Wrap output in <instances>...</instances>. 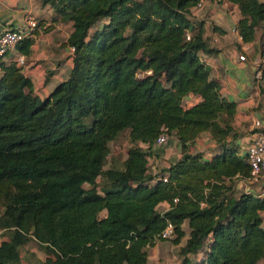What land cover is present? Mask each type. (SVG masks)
Instances as JSON below:
<instances>
[{
    "label": "trees",
    "instance_id": "obj_1",
    "mask_svg": "<svg viewBox=\"0 0 264 264\" xmlns=\"http://www.w3.org/2000/svg\"><path fill=\"white\" fill-rule=\"evenodd\" d=\"M43 1L72 22L73 65L42 99L22 66L0 64V231H11L0 264H22L19 249L31 240L46 254L41 264H147L146 249L163 240L166 225L179 245L185 221L175 264H258L264 196L237 189L250 168L228 137L235 104L199 57L212 50L191 18L198 0ZM228 1L244 14L242 40L252 41L264 0ZM29 37L19 54L30 53ZM189 95L201 99L186 107ZM162 129L182 153L151 174ZM123 132L125 158L104 169L109 143ZM202 132L219 149L210 159L188 152ZM162 202L168 208L159 211Z\"/></svg>",
    "mask_w": 264,
    "mask_h": 264
},
{
    "label": "crops",
    "instance_id": "obj_2",
    "mask_svg": "<svg viewBox=\"0 0 264 264\" xmlns=\"http://www.w3.org/2000/svg\"><path fill=\"white\" fill-rule=\"evenodd\" d=\"M191 13L195 26L202 29L207 48L212 50L199 52V57L209 67V76L219 85L220 94L235 104V112L227 120L233 129L242 131V137L237 139L236 143L242 144L241 153L245 154V147L253 131V123L260 120L264 124V76L261 82L254 77L256 69L260 66L264 74L263 32L259 34L255 28L254 39L245 42L239 33L232 31L244 14L238 5L228 0H205L200 9L193 8ZM27 15H32L36 19L37 27L29 35L32 44L30 53L25 56L26 64L22 71L31 80L34 93L43 99L67 78L72 68L73 53L66 43L73 30L72 22L61 21L53 7L43 0H0V31L21 26ZM241 54L245 55L244 61L239 60ZM200 99L199 96L189 95L185 98V106L191 107ZM173 139L176 141V147H180L177 139L170 136L165 146L157 148L149 160L151 174L167 167L180 157V151L173 159L171 158L173 155L168 156L172 153L170 148ZM193 144L208 149L203 153L204 159H210L219 152L216 142L207 132H202ZM237 189L264 196V181L250 184L245 179H240L237 182ZM160 205L164 210L168 208L166 202ZM185 226L186 221L182 226L185 237L179 245H174L178 248V254L179 247L188 237L189 228ZM201 256L202 253H198L195 258ZM258 264H264V258Z\"/></svg>",
    "mask_w": 264,
    "mask_h": 264
},
{
    "label": "built area",
    "instance_id": "obj_3",
    "mask_svg": "<svg viewBox=\"0 0 264 264\" xmlns=\"http://www.w3.org/2000/svg\"><path fill=\"white\" fill-rule=\"evenodd\" d=\"M205 0H198L195 9H200L203 6ZM37 27V21L32 15L25 16L23 24L16 28H5L0 31V64L15 62L18 66H24L26 64L25 55L19 54L16 51L17 45L27 36H29L33 30ZM232 31L238 32V28L235 27ZM191 33H186V38H190ZM240 35V34H239ZM241 37V36H240ZM71 53L74 52V47H69ZM245 55H239V60L244 61ZM1 72V66H0ZM255 79L259 82L263 79L262 67H258L254 73ZM169 136L165 129H162L161 133L155 140V150L159 147L165 146L168 143ZM246 161L250 168V175L244 178L250 184H259L264 181V124L260 120H256L253 123V131L250 134L249 140L245 147ZM163 181H167V177L163 178ZM247 193H251L247 191ZM260 196V195H259ZM262 196V195H261ZM177 202V199H173ZM174 237L173 226L168 223L164 230L160 233V238L163 240H169Z\"/></svg>",
    "mask_w": 264,
    "mask_h": 264
},
{
    "label": "rangeland",
    "instance_id": "obj_4",
    "mask_svg": "<svg viewBox=\"0 0 264 264\" xmlns=\"http://www.w3.org/2000/svg\"><path fill=\"white\" fill-rule=\"evenodd\" d=\"M101 22L98 21L95 25L92 26L91 34L94 33L97 29L101 28L102 25ZM253 25L255 28H257L259 34L263 32L264 35V25L262 22L255 21L253 22ZM231 132L233 133L229 134L228 136L229 140H231L232 136L234 135L233 138V140L235 139L234 144L237 147H239V153L242 155L243 154V152L241 153L242 144H240L239 142L236 143V140L242 137V133H241L242 131L238 132L237 130L233 129V131ZM175 142L176 141L174 139L173 141H171L172 146L170 149L172 150V153L168 155V156L173 155V157H171L172 159L177 156L179 151L182 153L180 147H176L177 145H175L176 144ZM197 145L196 144L194 145L193 143L189 144L188 152L193 155L197 153L203 155L205 151H208V149H204V148L202 149L201 147H197ZM128 147H129L128 135L127 132H123L116 138L114 142L109 143L110 153L107 156L103 168L107 169L109 167H117L120 164V162L124 159ZM98 184L101 190H104L105 188L109 187L108 180L104 176L98 178ZM158 209L159 211H163L164 207L160 205L158 206ZM2 210L3 207L0 206V214ZM186 227L187 226H185V228ZM10 232H11L10 230L0 231V241L8 239L11 236ZM170 240L171 239L162 240V241L159 240L155 243L154 246L148 247L146 249L148 264H175L180 261L181 256L178 254V248L175 247ZM19 250H20V262L22 264H41L43 260H45L46 258V254L44 253L43 249L36 243L35 240H31L26 244L22 245Z\"/></svg>",
    "mask_w": 264,
    "mask_h": 264
}]
</instances>
